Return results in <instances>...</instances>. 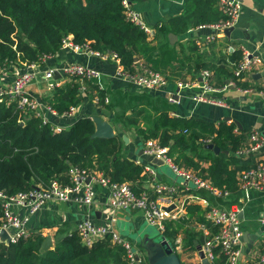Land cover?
<instances>
[{"label":"trees","instance_id":"obj_1","mask_svg":"<svg viewBox=\"0 0 264 264\" xmlns=\"http://www.w3.org/2000/svg\"><path fill=\"white\" fill-rule=\"evenodd\" d=\"M185 3V13L169 20L175 33L185 32L190 24L218 19L212 15L215 0H185ZM69 37L75 45L88 44L92 51L115 54L126 72L134 71L136 59L153 63L147 34L127 22L121 0H0V72L9 69L25 72L29 66L40 63L42 57H54L62 40ZM238 59L236 54L231 58ZM199 68L206 67L195 70ZM91 83L89 86L96 91L100 105L109 111L120 107L113 122L122 121L134 127L146 141L158 139L166 130L178 131L179 143L196 151L198 159L213 157V169L220 155L213 156L206 145L213 144L232 156L245 145L243 134L237 133L234 124L221 121L214 125L199 118L170 117L168 111L172 107L166 101H158L157 106L144 94L111 93L104 86L100 89L95 82ZM80 93L79 84L71 79L56 87L45 103L61 115L80 104ZM107 96L111 98L104 104ZM144 113L147 127L139 129L138 117ZM94 133L95 124L88 117L76 120L67 130L54 132L49 122L34 114L22 116L15 103L0 96V193L10 196L38 186L47 187L55 179L69 185L67 172L71 167L97 170L111 183H130L136 194L144 191L142 182L147 178L144 165H136L122 156L123 141L119 137L98 138ZM167 156L171 157L169 152ZM199 194L209 200L205 194ZM185 211L187 219L195 217V221L203 222L199 206L187 205ZM1 215L0 200V225ZM184 226L183 221L165 222L163 236L173 244L181 230L185 235L183 248L194 251L203 243V235ZM43 241L44 237L36 234L16 243L0 244V264H127L125 250L112 245L109 236L85 247L75 230L70 233L59 230L53 249L40 253Z\"/></svg>","mask_w":264,"mask_h":264},{"label":"crops","instance_id":"obj_2","mask_svg":"<svg viewBox=\"0 0 264 264\" xmlns=\"http://www.w3.org/2000/svg\"><path fill=\"white\" fill-rule=\"evenodd\" d=\"M126 1L132 10L143 17V20L153 32L152 37L147 38L149 46L153 49L151 56L153 63L145 62L143 58H140L139 61L144 66L158 71L166 77L167 85L163 90H136L117 74L118 64L116 62L110 59L102 60L92 54L70 49L61 48L54 57L46 59L40 65L38 71L55 70V81H57L58 87H61L69 82L63 75V69L70 65L81 64L101 73V89L104 86V89H108L111 93L119 91L124 94L127 93L128 96L144 94L150 98L151 104L156 105L158 101H166L172 107L168 111L170 117L199 118L214 125H218L221 121L234 124L237 133L243 134L245 138L243 141L244 146L250 143L249 135L253 132L256 133L263 140L258 152L245 158H238L235 155L232 156L228 151L226 154L225 151L221 152L220 150V157L214 169L212 168L213 162L211 159L213 157L205 160L198 159L196 151L179 143L181 133L178 131L166 130L161 137L154 140V143L158 146L165 145L171 155L169 158L174 164L184 165L183 167L186 166L185 168L198 173L203 178H207L214 187L229 191L227 197L217 199L204 190L196 189L193 185L182 182L167 165H153L151 163L153 158H149L144 154V141L146 140L138 135L134 127L128 126L122 121L113 122L115 113L120 111V107L116 106L114 111H109L100 105L96 91L89 86L91 82L86 83L85 90L80 93L81 102L78 106H74L76 107V114L73 116L53 114L47 109L49 105L45 101L52 97L53 90L48 89L47 82L42 81L41 75H38L37 79L26 89V93L38 104V117L49 122L54 129L67 130L76 120L86 117L97 119L101 123L99 126L102 128V133L107 131L106 128H110L113 137L117 136L123 141L122 156L133 162L139 160L141 165H144V173H146L147 178L142 182L144 188L142 192L151 194L153 184L158 182L177 185L179 188L177 202L183 210H180V217L175 221H193L195 229L193 233L202 234L200 226L207 225L204 219L205 212L210 207L229 208L243 200L242 194L237 189L239 174L255 164H264V103L258 97L259 91L264 92V0H239L242 4V11L237 23L231 28V34L226 36L224 33L211 42H207V38L212 36L213 33L206 28H200L202 24H190L187 30L182 33L173 31L169 20L185 13L187 6L185 0ZM212 15L218 17L213 22L222 18L217 9L216 1L212 7ZM209 23H204V25ZM242 50L250 55L257 56L261 62L260 66L245 74L242 81L238 83L239 88H252L255 91L254 93L243 95L233 88L227 89L220 96L224 100V105H216L194 102L189 97L191 93L196 92L194 89L178 92L176 88L178 81L199 80L201 72L205 70L211 74L209 82L212 86H223L231 78L233 68L230 63L233 62L231 60L232 56L234 54L239 55L240 59ZM201 66L206 68L195 70L196 67ZM19 73V71L13 69L0 72V89L9 86ZM169 98H172L173 102H170ZM149 110L151 114H154V111ZM128 114L129 110L125 115ZM145 115L147 114L144 113L138 117L139 129L147 127L144 122ZM202 155L206 156L207 154L203 153ZM219 155L213 154L215 157ZM147 167L150 168L153 175L145 171ZM199 193L208 196L209 200L201 197ZM108 198V191L97 187L94 201L89 206L78 205L72 201H52L33 214H30L28 208L25 207L16 208L15 212L21 219H26L25 229L30 232V235L40 234L44 237V240L47 237L50 238L48 250L54 247V236L57 231L70 233L75 230L78 224L89 221L98 226L111 227L122 239L131 237L133 243L137 246L138 253H135L141 258V264H150L146 248L154 247L155 237L142 227V223L145 222L142 213L139 211H113L108 205ZM190 204L201 208L202 223L195 221V217L187 219L185 207ZM248 204L255 206L257 211L256 222L260 227L262 223L261 216L264 212V194L252 195V200ZM112 219L115 221L112 222ZM243 220H245V211L241 216V224ZM247 232L254 233V231ZM181 233L180 230L173 244L166 238L164 239L172 247L173 253L177 255L180 264H200L196 248L189 255H179L182 252ZM0 244L5 245L2 242ZM244 245L242 244L241 247ZM254 248L255 243H253V247L248 254H243L240 264H258V260H256L258 253L253 254ZM40 253H44V250L41 249Z\"/></svg>","mask_w":264,"mask_h":264},{"label":"built area","instance_id":"obj_3","mask_svg":"<svg viewBox=\"0 0 264 264\" xmlns=\"http://www.w3.org/2000/svg\"><path fill=\"white\" fill-rule=\"evenodd\" d=\"M217 9L222 18L216 22L202 24L200 28L211 30L212 36L207 38L211 42L214 38L223 35L227 30L234 27L242 11V4L239 0H215ZM125 9L127 22L144 31L148 37H152L153 32L145 23L143 17L136 11L132 10L126 0H121ZM61 48L70 49L77 52H86L102 60H112L118 64L117 74L123 77L132 87L139 91H160L167 85L166 77L158 71L152 70L139 60L134 61V71L126 72L120 65L118 57L110 52L99 53L92 51L88 44L75 45L70 38L62 40ZM42 57L41 62L29 66L25 72L16 75L9 86L0 89V96L6 97L8 103H15L17 111L25 116L34 114L38 116L37 102L28 96L26 89L37 79L38 75L42 80L47 82L48 89L54 90L57 85L55 81V70L38 71V68L46 59ZM232 66L231 78L221 87H214L209 80L211 74L205 70L201 72L199 80L178 81L176 88L179 91L196 90L189 96L194 102H204L216 105H224V100L220 97L227 89H235L243 95H250L255 91L252 88H239L238 83L243 76L256 67L261 65L257 56L250 55L242 50L241 58L230 63ZM63 75L70 81H77L80 92L85 90V84L95 82L99 88L102 78L101 73L92 68L85 67L81 64H74L63 69ZM258 97L264 103V92L259 91ZM173 102L172 98H169ZM109 98H104V104H108ZM53 114H56L50 107L47 108ZM76 114V107H70L63 115L73 116ZM46 122V121H43ZM54 132H60V129H54ZM249 144L239 148L234 152L238 158H245L248 155L255 154L263 144V140L256 134L249 135ZM167 149L154 143V140L145 142L144 154L149 158L161 159L167 165L172 173L182 182L193 185L196 189L204 190L213 197L225 198L229 191L214 187L207 178H203L198 173L189 170L183 166L174 164L167 156ZM141 165L139 160L134 162ZM146 172L153 175L150 168H145ZM69 185H62L59 181L52 180L47 187L38 186L28 191L18 192L6 196L0 193L1 200V225L0 234L5 231L9 241L1 240L0 242L8 245L16 243L19 239L30 237V232L25 229V220L21 219L15 212L16 208H28L29 213L33 214L40 208L46 206L49 202H75L78 205L89 206L93 203L96 196V188L101 187L108 191V205L113 211H139L142 213L144 221L158 230L160 234L164 232L166 221H175L180 215L182 207L178 205L177 195L179 188L175 184L154 183L151 194L141 192L136 194L130 183H111L109 179L97 171L86 170L80 167H71L67 172ZM88 181V182H87ZM238 191L242 194L243 200L229 208L210 207L204 214L207 225L200 226L203 235V243L200 245V251L204 258L210 264H240L243 232L241 230V216L244 214L246 205L252 200L254 194H264V164H255L252 167L244 169L238 178ZM173 207L167 211L166 209ZM112 222L115 220L112 219ZM111 222V223H112ZM75 231L80 242L85 247H91L93 243L109 236L110 243L114 246H120L125 250V260L127 264H141V258L132 251L131 245L122 239L111 227L95 225L89 221L78 224ZM258 264H264V248L258 256Z\"/></svg>","mask_w":264,"mask_h":264},{"label":"water","instance_id":"obj_4","mask_svg":"<svg viewBox=\"0 0 264 264\" xmlns=\"http://www.w3.org/2000/svg\"><path fill=\"white\" fill-rule=\"evenodd\" d=\"M231 32H232V29H229L225 32V35L229 36ZM92 121L95 124V133L93 135L94 137L105 138V139H109L113 137V133L110 130V128H106L107 131L105 133H102V128L99 126L101 125V123L97 119H92ZM97 130H98L99 135L97 134ZM205 148L212 151V153L215 155H219L220 153V149L213 144H208L205 146ZM224 153L227 154V151H225ZM151 163L156 166L164 165L161 159H156V158H153ZM171 209H173V207H170L166 210L169 211ZM261 217H262V223L258 231L254 232L253 234H250L248 232L243 233L241 241L245 245L241 247V255L248 254L249 251L253 247V243L264 233V212ZM0 239L2 241L3 240H6L7 242L9 241L8 235L5 231L1 232ZM153 245L154 247L146 248L148 261L150 264H180L178 257L173 253L172 247L167 243L165 239L163 240L162 243H153ZM49 246H50V238L47 237L41 244L40 252H41V249H43L44 252L47 251ZM196 250L198 251V257L200 259V264H210L204 258L203 253L200 251L199 245L196 246Z\"/></svg>","mask_w":264,"mask_h":264},{"label":"rangeland","instance_id":"obj_5","mask_svg":"<svg viewBox=\"0 0 264 264\" xmlns=\"http://www.w3.org/2000/svg\"><path fill=\"white\" fill-rule=\"evenodd\" d=\"M215 204H217V203H215ZM256 212H257L256 208L253 204H248L246 206V208H245V220H243V222L241 224V230L242 231H244V232H247V231L256 232V231H258L259 225L256 222V217H257ZM142 227L145 228V230L148 231L149 233L153 234L152 236L155 237L154 243H162L163 242L165 237L162 234H160L156 228L149 226L146 222L142 223ZM184 228H187L188 231L195 232L193 221L192 222L186 221ZM263 234L254 242L255 248L253 250V254L258 253L257 254L258 256L260 255L261 250L264 248V236H263ZM181 235H182L181 236V250H182V252L179 253V255H189L191 251L185 250V248H183L182 239L184 238V234L181 233ZM125 241H127L131 245L133 252L138 253L137 246L133 243V240L131 237H126ZM256 260H258V257Z\"/></svg>","mask_w":264,"mask_h":264}]
</instances>
